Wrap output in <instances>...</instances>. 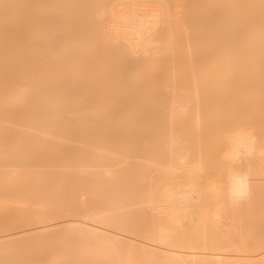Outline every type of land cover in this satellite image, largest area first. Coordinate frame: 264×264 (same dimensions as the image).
<instances>
[{
  "label": "bare ground",
  "instance_id": "1",
  "mask_svg": "<svg viewBox=\"0 0 264 264\" xmlns=\"http://www.w3.org/2000/svg\"><path fill=\"white\" fill-rule=\"evenodd\" d=\"M117 1L113 0L114 5L111 6L109 1H107V0H0V264H252V263L253 264L254 263L263 264L264 262L260 261L261 260L260 257L262 255H264V253H262V251H261V250H263L261 247L259 250L261 251L260 253H262V255H260L259 250H258L256 254L259 256L256 257L257 255H254V257H253V254H255L256 250L254 252L252 251L251 252V253H253L252 258H251V260H249L250 255H247L246 253L249 252L248 254H251L250 253L251 249H249V248H252L253 245L251 246L249 244V242L247 243V239H245L246 241H244V239H240L242 242L244 241L247 246L243 245V248L239 247V246H237V244L239 245V243H242V242L240 240H238V243H237L235 241L236 239H234L236 236L235 237L233 236V238H232L227 233H229L230 231L234 233L235 230H240L239 228L242 226L241 230H244L243 232L247 231L245 233L247 235H249V232H248L249 229L248 228L252 229L254 227L253 226L254 224H252V226H251L250 222L252 220L255 222V220H254L255 218L251 220V217H250V220H251L250 222L249 221H248V223L245 222V224L243 222L245 219L248 220L247 215L250 213L251 207L253 209L252 205H254V207H255V209H253V210H255V211H253L254 212L253 217H255V216L257 217L258 213L261 214V215H259V217L260 216L264 217V213H263L264 211L261 210V208L262 209L264 208L263 205L261 206V203L263 202L262 200H264V198H263L264 193H262L263 196L260 194V192H261L260 189L261 190L264 189V187H263L264 186V172H263V170H264V166H263L264 165L263 164L264 159L261 158L262 164L259 163L260 162L259 158L261 157L260 156L261 150H263V152H264V148L261 146V144L264 143V139H262L263 143H261L262 141L258 142L259 139L261 140V137H257L259 135L258 129H260L258 127L263 126L264 120L258 119L257 117H255L257 115L256 111L258 113V110H257L258 106L256 105V103L258 101L256 103H253L254 102L253 100L252 101L247 100L248 98L253 97L254 95L251 94V96H248L250 94L249 93V94H245L242 96L241 94H243L244 92L242 93L239 90V88H240V89H244L245 91H247V89H245V87L241 84V82H239L242 80L240 78L244 79L245 78L244 74H246L247 72H249L248 74H250V71L252 72V70L254 72L255 71L254 69L256 67L260 66L261 60L262 59L264 60V0H190V1H188V2L192 1L191 2L192 5H190V6L191 7L193 6V9H195L196 11L191 9L192 12L191 13L189 12L190 16H188L191 19L189 18V21H187V19L184 21H187L186 25L188 26V28L192 29L193 31L191 30L192 35L187 36V35H189L190 29H188V33L185 30L187 35H185L186 34L185 33V34H183L185 36H181V37H183V39H186L187 37H189V40L187 39L186 42L189 41L190 45L192 47V46H194V42L196 41V40H194V42L192 41L194 39V37L199 36V34L203 32L199 36L201 38L199 39V37H198L199 44L197 41H196L197 44L195 42V44H196L195 47L196 46L198 47V45H200V44H202V46H203V44L205 42L206 44H205L204 50H205V52L209 53L208 54L209 56L206 55L205 59L207 58L208 60H209V57L211 58V56H210L211 54H213V55L218 54V56H215L219 59V61H218V59H216L217 60L216 63H215L214 59L213 60L211 59L210 61L207 60L209 62L208 64H211L214 66V68H213L211 65H209L210 68H213V70L211 69L212 71L208 68L209 69L208 73H210V72L211 73L207 74V76H208V78H213L212 79L213 81L211 79L207 80L208 82L210 81L208 83V85H207V82L203 81L204 79L201 77L202 74L201 75L199 74L200 71H197L196 70L197 68H195V71H194L195 75H196L195 78H197L196 82L199 81L198 82V85L200 86V87L198 86V89L200 90L199 95L201 96V94L204 93V91L208 88L207 86L213 85V86H216L215 87L216 90H217V88H219L217 91L219 94L221 93L220 97H221L222 101H225V103H226L224 106H222L223 102L221 103L222 105H220L221 101L219 102V99L217 98L218 94H216L215 91L213 93H211L210 90L213 91V89L208 88L209 91L208 90L207 91L210 92L209 95H211L210 97H212L214 99V103H216L215 105L216 106H217V104L219 105L215 109V113L216 112L217 113L215 114L214 112H212V114L217 116V114L222 112L221 106H222V108L223 107L225 108V106L228 105L226 107H228V110H229L228 113H231V114L228 115L229 117H227V118H229V120H231L230 117H234L233 112H235V109L237 110V112H239L240 111L239 108H241V110L244 113L242 111H240L238 113L239 116H237V117H239L238 119H241V117L243 116L241 121L244 123V125H245L244 127H247L250 124L251 129H253V128L255 129V126H256V129L258 130V131L256 130V132H257V136H256V134L254 133L255 131L250 130V128H248L249 126L245 129H242V128L240 129V127H239V129H237L238 127H236V124L239 122V120L236 118H232V119H234V122L233 121H230V122L231 123L237 122V123H235V125L232 126L233 129L230 131V134L229 135L227 134L228 135L227 136L228 144H226V142H224V141H226V139H223L222 143L226 145V149H224L225 146L223 145L224 146L222 149L223 151L220 150L222 152L219 155V159H221L222 157L225 156L224 158L226 159V161H224V160H222V161L219 160V161L222 162L221 166H222V170H224V172L226 170H229V171L225 172V174H226V177L224 176L225 179L221 175V173H224V172L219 171L220 175L222 176V178L225 181V185H224L225 186L224 187L225 196L224 197L229 198V199H227V200H229L227 205L231 206V207L228 206L232 212L230 214L235 215V211L237 209L239 210L241 208L239 211H236V212H240V213L242 212L241 215L243 214V212H246V214L244 213V215H243V216H245V215L246 216H245V218H243L241 216L244 219L243 222H240L242 225L235 226L236 224L237 225L240 224V223H238V220L241 218V217H239L240 215L236 216L237 218L239 217V219H237L234 215L232 216V215L225 214L226 212L221 211V208H220V210L214 211L213 214L210 215L211 213H209V212H211V209H210L211 207H210L209 203H207L209 205V207H208L209 208V212H208L209 214L205 213L206 217H208V215H210V217L208 219L210 220L212 226L218 231L219 237L220 238L223 237L222 240L219 241L220 243H218V244L224 243V245L223 244H221L220 246L218 245L219 247L217 245H214L216 247L208 245L206 242V241H208L206 239V236H205V238L203 236L204 232H203V234L201 233L202 234L201 239L200 238L197 239V237H195V231L194 230H198V232H199V230L202 228L201 226H199L200 227L199 228L197 225H199V223H200L199 221L202 219V217L205 216L204 212H206V211H204V210L207 209V208L203 209L206 206L205 205L206 204V201H205L206 198L205 199L203 198L204 194L200 190V187H198V185H196L197 182H196V184L194 182V179H195L194 173L198 172L200 170L199 166L193 167L192 163L189 162L191 164L188 165V167L192 166L193 168L191 167V169H189L186 165L185 167L188 168V170L181 173L183 175V177H185V179H188L189 183L186 185L188 187L184 188L182 186L183 188L182 187L180 188L176 184H170L169 187L164 188V190H163L164 196H162L163 199L161 201L158 200V203H159L158 206L154 207L155 212L162 215L161 217H163L164 222H162V223L160 222L156 226L150 225L148 230L144 229V231H142V232L138 231V229L136 230L134 228L133 224L127 222L124 218V216H127V213L129 216V214H131V212H133V210H137V208H139V206H141V205L136 204V203L140 202V201L137 202V200H139V198L135 199L136 197H133L134 196L133 193H132V195L129 193L130 186L132 187V189H134V187H135V189H137V186H138V185L134 184L135 183L134 180H131L132 179L131 174H133V173L127 171V172H129V174L130 173L131 174L127 177V180H125L126 181L125 184L126 183L130 184V183H128V181L129 182L131 181V183H132V181H134V183H133L134 187L132 186V184H130V186L125 185L124 180H123L124 174H125L124 173L125 170L123 169V167L128 166L131 163V159L128 158L129 153H125L126 155L123 153L126 156V158L124 157L125 159L123 158L119 161V163H117L119 157H117V156L109 157L110 155L107 154V153H110L112 151H115L114 147H112L113 144L111 145V144L107 143L106 144V145H108L107 147H103L99 142H97V143L94 142V144H92L94 140H93V138L91 139V136H90L91 140L88 139L87 134L90 133L91 131H94V130L96 131V127L94 128L95 124L92 126L93 123L88 121V120H90L89 119L90 116L87 117V119H88L87 120V119L83 118L82 114L83 115H84V113L90 114L89 111L91 112V114H93V113L95 114V112H97V111L87 109L86 112H82V113L81 112H79V113L75 112L74 113V111H78V109H79L78 108L76 110H72L73 113H71L69 111L72 107H73L72 109H75V105L70 104L71 106L72 105L73 106L69 109L68 112H66L67 108L65 109L64 107H67V106H63L64 101L62 100L64 97L62 96V94L60 96L58 94V93H61V91L56 92L54 89H53L54 92L51 91L52 86L53 87L59 86V88H61L60 85L63 86V84H62L63 80L67 75H73L74 76V75H76V73L80 74L81 71H83L81 74H86V73L91 74V72H88V71L91 70L90 67H92V65L95 66V64H97V65H96V67H93V68L98 70L101 67H106L105 61L108 63L111 62L112 66H113L114 63L112 61L115 60L116 64L119 63L118 65H120V66H118L115 64V66L119 67V68H117L114 66V68H116V70L119 69V71H120L121 69L124 68V66H123L124 64H122L123 62L122 63L120 62L122 60V58L120 57L121 60L118 59L117 58L118 56L116 54L115 55L110 54L105 49H104V52L102 51L103 55H101V52L98 54L97 52H99V51H97L96 53H94V52L92 53L93 49H94V51L96 50V44L93 48L94 44L92 43V42H95V41H93L92 38H93V36L95 38L96 35L92 34L91 31H89L88 32L89 35H87V31L84 30L86 32V35H85V33L82 31L83 30L82 28H84L86 26V25L83 26L85 23H87L88 25L90 24V26H92V28L95 27L96 29H98V31L101 32L102 38H104L107 42H111V44H110L111 46L113 44L115 47L117 46L118 49L112 46V48L116 49L113 52L117 53L116 51L120 50V52H122V54L123 53L126 54L125 57H127V58L129 57V62L131 61L130 59H133V62L140 60V66H142V65H144V62H146L145 64H149V63H147V62H149L147 60H150V62H151L154 59L153 63H155V62H160L161 60L163 61L164 59L167 58V56H166V53H167L166 48L167 47L165 46L164 41H166V45L168 46L167 41L172 42L169 39L173 38L172 37L173 30L174 29L178 30V32L175 30L173 32V36L175 38L176 34L179 35V29L181 30L183 27L181 25L182 27L179 26L180 27L179 28L178 26H175V23H172V21L174 22V17L176 18V16H174V15H176V12L178 10L175 11V13L173 12L174 14L170 12L171 9L173 8V6L180 5L177 3V1L181 2V0H177L176 2L173 0L174 5H172L173 3L172 4L170 3L172 0H170L169 2H167L168 0H164V1L163 0H150L148 2H150L151 5L147 4L148 6H145L146 4H142L145 0H143V2H141L142 5L139 2H137L136 0H129L128 4H126L125 0H122V2L120 0H117ZM185 1H187V0H185ZM182 2H183V0H182ZM120 3H122L123 6ZM175 3H176V5H175ZM125 4H126V6H124ZM170 4L172 5V7L169 6ZM184 4H185L184 7H186L187 4H188L187 7L188 8L190 7L189 3L186 4L184 2ZM117 5H121L120 6L121 8L117 7ZM122 7H125V8H122ZM190 8L187 10H190ZM174 9H175V7H174ZM184 9L186 10V8H184ZM198 11H200L201 13L202 12L204 13V15L202 14L203 17H200L201 15H199V14H201V13ZM179 13H180V11H179ZM191 14H193V15H191ZM192 16H193V18H192ZM185 18H186V16H185ZM196 18H198L200 20H197ZM195 23H197V25ZM198 23H199V25H198ZM176 24H177V21H176ZM183 24H185V23L183 22ZM202 25H203V27H202ZM204 25H205V27H204ZM192 26H194V28ZM96 29H95V31H97ZM171 30H172V32H171ZM95 31H94V33H96ZM194 31L197 33H195ZM204 31H205V33H204ZM181 32H183V31H181ZM196 34H197V36H196ZM78 35H80L82 39L84 37H86V38H84L85 40H87V38H88V40H90L91 43H90V41L80 40L81 38H78V37H80ZM90 35H92V36H90ZM190 38H193V39H191V41H190ZM202 38H203V40H201ZM175 39H177V38H175ZM183 39L181 38V40L179 39V41H184ZM195 39H197V38H195ZM94 40H96V38ZM191 42L193 45L191 44ZM174 45L177 48L178 44H174ZM217 45H218V48L215 49L217 47ZM84 46H85V48H84ZM179 46L181 47L179 49L184 48V46H185L184 42H183V44H182V42H179ZM173 47H174L173 44H171L170 47L168 46L167 51L169 48H170L169 49L170 51L167 54L168 58L166 61H169V60L170 61L167 63L164 60L163 64L165 63V65H166V63H167V64H170L169 66H171V63L174 64V62L179 61L177 59L176 55L174 57V59H176V61L173 59V57H169L170 55L171 56L174 55L173 49H172ZM207 47H208V50L206 49ZM185 48H186V46H185ZM182 50H183V52L180 50L181 54H182L181 58L184 59V57L186 56L185 49H182ZM190 50H191V48H190ZM198 50L200 52H202L203 49L200 50V47H199ZM198 50H196V51H198ZM218 50H220V52H218ZM174 52H176V50ZM191 52H192V50H191ZM191 52H189V53H191ZM84 54H85V57H87V59L83 58ZM96 54H98V56H97L98 58H99V56H101L99 58V59H101L100 61L98 58H94L93 56H92L93 59H91V55L95 56ZM175 54H178V53H175ZM192 54H193V52H192ZM201 54H203V53H201ZM193 55H194L193 56V58H194L195 54H193ZM109 56H110V59H112L111 61H107ZM113 56H114V59H113ZM160 56H161V60L158 61V59H160ZM162 57L163 58L165 57V58L162 59ZM232 57H233V59H232ZM115 58H117V59H115ZM169 58H171V59H169ZM179 58H180V55H179ZM186 58H185V60H186ZM193 58H192V60H193ZM245 58H248V59L250 58L249 59L250 61L247 59L246 62H240L239 59H245ZM252 59L255 60L256 62L258 59L259 60L261 59V60H260V62L258 60L257 63L254 61L255 62L254 63V62H251ZM117 60H120V61L117 62ZM194 60H195V58H194ZM194 60H193V62H194ZM229 60H231V61H229ZM96 61H98V63ZM142 61H144V62H142ZM187 61H185L187 63L186 66L189 65V67H190L191 63L189 64V62H187ZM91 62H94V64H91ZM127 62H128V60H127ZM138 62H136V63H138ZM193 62H192L191 66H193V68H194V66L197 67V65H194L196 62L195 63H193ZM227 62L230 64H228ZM124 63H125V61H124ZM160 63H162V62H160ZM219 63H221V64L219 65ZM223 64L225 65L224 67H226V65H227V66H229L228 67L229 69H232V72L229 70L231 73L235 72L237 69L240 70L243 67H246L248 65L249 66L253 65L252 67L254 69L252 67H250L249 69H251V70H249V69L244 70V68H243L242 72L245 71L243 74L244 76L242 75L238 79L239 81L237 80L235 82L234 81L235 78L231 77V76H234L233 74L230 75L229 72L227 73L226 71H224L225 69H222L221 67H219ZM255 64H259V65H256L254 67ZM216 65H218L219 68ZM233 65H235V66H233ZM121 66H123V68H120ZM126 66H127V64H126ZM137 66H135V67L137 68ZM140 66H138V67L140 68ZM150 66L151 65H147V67H150ZM261 66H262V62H261ZM161 67L162 66H160V69H161ZM215 67L217 68V70ZM260 67H258V68L261 70ZM114 68H113V70H115ZM128 68L129 67L127 66V68H125V69L128 70ZM132 68L133 67L129 68L131 72H133V69H134V68L133 69ZM153 68L154 67H152V69H151V67H150L151 70H153ZM228 68H226V70ZM258 68H256V70ZM107 69L109 70L108 67L106 68V70ZM125 69L123 70L124 72H126ZM155 69H157V71H158L159 68H157V66H156ZM162 69H164V67ZM188 69H191V68H188ZM192 69H191V72L194 70V69L193 70ZM143 70H142V72H143ZM148 70H144V72L146 71V73H147ZM246 70H247V72H246ZM260 70L256 71L257 74L254 72V74H256V76H259L258 71L262 72V74H260V76L262 78V75H264V73H263L264 72L263 71L264 65H263V70L262 71H260ZM77 71H80V72L78 73ZM196 71L198 74L196 73ZM213 71H214V73H213ZM99 72H102V70ZM99 72H97V73H99ZM131 72H129V74ZM189 72H190V70H189ZM97 73L93 71V73L90 75V78L93 74L97 75ZM105 73H107V71ZM105 73L103 70V74H101V75L103 76ZM110 73H111V71H110ZM127 73H124V75ZM134 73H136V72H134ZM236 73H237V71L235 72V74ZM116 74H117V72H116ZM121 74H123V72H121ZM148 74L151 75L150 72ZM240 74H242V73L240 72ZM248 74H247V76H249L250 78L247 76L246 77L248 79L247 83L250 87L249 89L254 90L255 94L257 93V96H259V98H261V99L263 98L262 99V101H263L264 95H262L263 93H261V92L264 91V86H263L264 81L262 80L264 77L261 79L262 82H260V77L259 78L257 77V79H259V80L252 77V80L254 79V81H252V82L255 83V85H253V87L255 88V86H259V85L261 86L262 90L260 89V87H258L259 90L255 88L258 91L257 92L255 89H252V86H250L252 84H249L251 82V76H254V75H252V73L250 75H248ZM99 75H100V73H99ZM99 75H97V76H99ZM131 75H133V74H131ZM140 75H141V73H140ZM152 75L159 76V75H156V73L155 74L152 73ZM164 75H165V73H164ZM168 75L169 74H166V76H168ZM211 75H212V77H211ZM126 76L128 77V75H126ZM133 76L138 77L135 74ZM160 76H162V75H160ZM166 76H163V77L168 78V80L171 79L172 83L171 84L168 83L169 86L168 85L167 86L170 88L167 89L168 91H166V92L164 91L165 94H163V96L165 95L164 96L165 100L170 101L171 98H169V96L173 95V98L175 96V94H172V93H173V90H175V87H176L175 82L176 81L174 82L175 77L173 75H172L173 77L172 76L166 77ZM62 77H64V78H62ZM127 77H124L123 81L124 82L126 81L130 84L131 82L128 81V80H131L130 75L128 77V80L127 79L124 80ZM144 77L145 76H143V78ZM163 77L160 78V80L163 79ZM198 77L199 78L201 77V78L199 79ZM226 77H227V80H229V81L225 80ZM104 78H105V75H104ZM146 78H147V76H146ZM149 78H150V76H149ZM66 79H67L66 80L67 85L66 84H65L66 86L64 85L65 89L68 87L67 88L68 93L69 92L71 93L70 87L73 84L78 85L75 83V81H77V79L72 78V77L66 78ZM106 80H108V79H106ZM140 80H141V77L139 76L138 83ZM200 80H201V82H200ZM249 80H250V82H249ZM133 81L135 82V80H133ZM88 82H89L88 83L89 86H91L92 84L94 86H96V88H98V86H99L98 85L99 84L98 79H97V81L96 80H94V81L90 80ZM90 82H93V83H90ZM106 82H108V81H106ZM119 82H118V80H114V78H113V80L109 81L108 85L117 84V83L121 84V81H119ZM219 82H221V83H219ZM238 82H239V84H238ZM257 82H259L258 83L259 85H257ZM128 83H125V84H128ZM147 83L149 84V82H147ZM205 83H206V85H205ZM214 83L216 85H214ZM225 83H227V84H225ZM101 84H102V82H101ZM222 84H223V86H221ZM68 85H70V87ZM80 85H82V84H80ZM80 85H78V86H80ZM202 85H204V86L201 87ZM231 85H234V86H231ZM236 85L237 86L239 85L238 86L239 88H236L237 87ZM240 85H242L243 88H241ZM48 86H50V87H48ZM117 86H121V85H117ZM165 86L166 85H164V88H165ZM218 86H220V87H218ZM105 87H107V86H105ZM105 87L102 89H109V87H107V88H105ZM113 87H116V86H112V88L111 87L110 88L112 90H114ZM171 87L173 89H171ZM204 87H207V88L204 89ZM227 87H229L231 89H229ZM46 88L49 92H47ZM69 88H70V90H69ZM81 88H82V86H81ZM81 88L80 87L77 88V86H76L74 88L75 90L72 88V91L74 92V91H76V89L80 90ZM118 88H117V93L118 92L122 93V90L118 91ZM133 88H135V87H133ZM133 88H131V91H132V94L130 92L131 96L128 94L129 100H131V101H132V95L135 97L137 95V93L135 92V90ZM122 89H126V88L122 87ZM139 89H141V88L139 87L138 90ZM237 89L241 94L238 92H235ZM126 90L124 91L125 94L130 91L129 89H128V92ZM163 90H165V89H163ZM31 91H33V93H30ZM44 91H46L47 93ZM87 91L92 92V90H87ZM115 91L116 90H114V92ZM141 91H142V89H141ZM169 91L171 92V94ZM207 91H205V92H207ZM220 91H223V92H220ZM226 92L229 94L225 95ZM259 92H260L261 97L259 95ZM121 93H120V95H121ZM133 93L136 95H134ZM145 93H147V92H145ZM166 93H168L170 95H168V94L166 95ZM245 93H247V92H245ZM31 94H32V101H31ZM44 94L46 96H44ZM50 94H57V96H59L60 98H55L56 96H54V99L57 101H59V99H61L62 102L60 100V102L55 103V101H53L54 99L49 98V97H51ZM88 94H89V92H88ZM98 94H100V93H98ZM125 94L122 93L123 96ZM150 94H151V92H150ZM152 94L153 95H151L152 96L151 99H154L153 96H155V94L154 93H152ZM231 94L234 96V98ZM234 94H236V95H234ZM90 95H92V94H90ZM111 95L109 94L108 96H111ZM237 95H239V96L241 95L240 98ZM93 96H95V94ZM117 96H118V94H117ZM141 96H142V94H141ZM166 96L168 99L166 98ZM202 96H203V94H202ZM205 96H206V94H205ZM214 96L217 99L214 98ZM235 97H238V100H236ZM44 98L50 99V102L53 101L54 103H51L52 104L51 105L50 102L47 100L50 104L49 105L48 102L45 103ZM69 98H71V97H69ZM97 98H98V96H97ZM115 98H117V97L114 96V99ZM155 98H156V96H155ZM106 99H107V97H106ZM149 99H150V96H149ZM164 99H163V101H165ZM208 99H209V97H208ZM225 99L226 100L229 99L228 102H226ZM92 100L90 99L89 101H92ZM96 100H97L96 102H98V99H96ZM116 100H115V103H116ZM201 100L203 101V97ZM217 100H218V102H215ZM233 100H235L237 102V106H238V104L240 105V103L241 104L244 103L246 105V107L244 105H242V106H239V108H237V106L235 105L236 102ZM242 100H244V101H242ZM93 101L95 102V100H93ZM229 101H231V103ZM232 101L235 102V104H232L233 103ZM70 102H72V101H70ZM79 102L81 105L84 104L82 100H80ZM117 102H119V101H117ZM121 102H122V100H121ZM149 102L150 101L147 100V104ZM249 102L251 103V106L249 105L250 104ZM31 103H32V106H31ZM59 103L62 104L61 106L63 108L61 106L59 108V106H58ZM98 103H96V104L98 105ZM122 103H124V102H122ZM154 103L155 102L153 100V104ZM208 103H210V102H208ZM228 103H230V104H228ZM46 104H48L50 106L51 111H52V107L55 108L57 106H58L57 109L59 110V112H61V110H63V111L65 110L63 113H66V114L68 113L67 116L69 117V119H74V117H75L77 119L76 122L73 120L71 121L68 118H67L68 120H61L60 118H62L63 113L59 114L57 112V110H55V112L45 113L44 109H45ZM66 104H67V102H66ZM109 104H111V103L109 102ZM116 104H119V103H116ZM67 105H69V104H67ZM76 105H78V103ZM106 105H108V104H106ZM234 105L236 107H234ZM83 106L84 105H82L80 108H82L84 110ZM170 106H171V108L175 107L174 105L173 106L170 105ZM253 106L255 108H253ZM31 107H33V108H31ZM155 107H159V105L158 106L155 105ZM87 108H89V107H87ZM104 108H105V106H104ZM149 108H150V106H149ZM162 108H163V106H162ZM232 108L234 110H232ZM245 108L247 110L249 109L250 112L249 111L247 112L245 110ZM251 108H253V111H255V113L251 110ZM82 109H80L79 111H83ZM89 109H91V107ZM117 109H118V106H117ZM123 109H124V107H123ZM126 109H127V105H126ZM151 109H154V107L152 106ZM159 109H161V108H159ZM217 109L220 110V112ZM238 109H239V111H238ZM163 110L164 109L161 110L162 115L164 112ZM167 110L169 112L170 108ZM174 110L175 109L173 108V111ZM152 111L155 112L154 110H152ZM251 111H252V113H251ZM121 112H122V114H125V113H123L122 110H121ZM170 112H171V110H170ZM224 112H222V113H224ZM241 112H242V115H240ZM156 113H159V115H161L160 111H158ZM173 114L174 113H172V112L169 113V115H170L169 119L170 120H172L171 117ZM184 114H181V115H184ZM226 114H227V111H226ZM243 114H245V116L247 114L248 116L245 117ZM251 114L255 115L254 117L257 119L255 120V118L251 117ZM260 114H262V113L261 112L259 113V118L264 116V115L260 116ZM54 115L56 117H57V115L61 116L59 118L60 120H56V117L54 118ZM231 115H233V116H231ZM45 116H48V117L52 116L55 119V121H52V120L45 121L46 119L45 120L43 119ZM78 116H81V117H78ZM101 116L102 115L98 116V118H96V119H98V120H100L101 118L103 119L104 116L103 117H101ZM105 116L110 117V116H114V114L113 115L107 114ZM210 116H212V115H210ZM222 116H223V114H222ZM195 117H198V115L195 114ZM92 118H95V117H92ZM243 118H245V121ZM246 118H248V120H246ZM84 119L88 122L83 121ZM104 120L105 119H103V121ZM123 120H125V119H123ZM128 120L126 119V123L128 122ZM138 120H140V119H138ZM138 120H135L136 123H138L137 122ZM141 120H143V118ZM141 120H140V122H141ZM211 120H213L212 117L209 120L210 124H212ZM229 120H227V121H229ZM112 121L114 122V120H112ZM115 121L117 123L118 120H115ZM120 121H122V120H120ZM130 121H131V119H130ZM217 121H218L217 117L216 118L214 117V123L213 124L215 125V128H217V126H218L215 124V122L219 123V121L218 122ZM247 121H249V122H247ZM251 121H253L252 124L250 123ZM254 121L256 124L254 123ZM110 122H111V120H110ZM132 122H133V120H132ZM142 122H141V124L144 123V122L143 123ZM151 122H150L152 124L151 126L153 127L152 129L158 128V126L154 127L156 125H153V121H151ZM230 122H229V127H230ZM245 122H247V125ZM261 122H263V123L261 124ZM124 123H125V121H124ZM199 123H200L199 119L197 118L195 121V124L197 127H198ZM99 124H100V122H99ZM104 124H105V122H104ZM109 124H111V123H109ZM117 124H115V122H114L113 125L117 126ZM144 124H143V126H144ZM207 124H205V125H207ZM240 124L241 123H239V126L242 127V125H240ZM122 125H120V126H122ZM133 125L134 124L130 125V127ZM237 126H238V124H237ZM111 127L113 129H115V127H113V126H111ZM139 127L140 126H138V128H137V125L134 126L136 131L139 130L143 134L144 128L142 127V125H141V129L143 128L142 130ZM144 127H147V129L149 128V126H147V125ZM219 127H220V125H219ZM219 127H218V131H216V132L222 134V132L220 131L221 129H219ZM232 127H230V128H232ZM104 128H105L104 125H103V128L100 125L98 128V132H101V131L104 132L105 131V133L107 134V132H106V130H104ZM119 128L120 127L116 128V129H119ZM134 128H132V129H134ZM262 128H264V127H262ZM121 129L122 128H120L119 131ZM124 130H125V128H124ZM202 130H203V128H202ZM208 130L210 132V129H208ZM123 131L121 133H123ZM129 131H130V129H129ZM145 131L148 132L149 129L145 130ZM166 131H168V130L166 129ZM263 131H264V129H263ZM86 132H88V133L84 135V133H86ZM147 132H145L144 134H146ZM209 132H208V134H209ZM77 133L80 136L77 137L76 136ZM202 133H203V131H202ZM131 134H132V132H131ZM144 134H143V136H145ZM214 134H215V132H214ZM101 135H102V137H101ZM122 135H123V137H125L124 135H128V138H129L130 134L127 133V134H122ZM122 135H121V138H122ZM139 135H141V134H139ZM204 135H205V132H204ZM216 135L217 134L214 135L215 138H216ZM214 136H213V138H214ZM217 136H219V134ZM222 136H223V134H222ZM105 137H107V136L106 135L103 136V134H100V136H96L95 138L102 140V138H105ZM108 138H110V137H108ZM125 138L127 139V136ZM148 138H150V137H148ZM105 139L107 140V138H105ZM134 139H132L131 141H134ZM142 139H139V142ZM30 140H31V142H30ZM34 140H35V142H34ZM86 140H89V143ZM150 140L152 142V139H150ZM155 140L157 141V139H155ZM109 141H107V142H109ZM112 141L114 142V139H111V142ZM135 141H137V140H135ZM217 141H219V140L217 139ZM217 141H215V142H217ZM134 142H133V144H135ZM259 143H261V144L258 145ZM47 144H51L52 148L49 149V146L44 147ZM91 144H92V146H91ZM169 144H170L169 149L165 148V146L163 147V149L164 148L167 149V152H165L166 157H167V158L166 157L165 158L167 160H170L169 157L171 155V151L170 152H168V151L172 150L173 145H174L171 141ZM88 145H90V146H88ZM124 145H122V149L118 148L119 152H123L122 150L124 149ZM162 145L163 144H161L160 146L162 147ZM70 146L71 147L76 146L78 149V150L75 149L77 153H78V151L80 152L79 149H81V151L84 153L85 150L83 151L82 148L85 149V147H90L92 149L88 148V150L90 152H92L91 154L94 155L93 156L94 158L90 157V158H92V161L90 159H88V155L89 156H92V155L89 154L90 152L87 150V148H86V150L88 153L86 152V154H88V155L85 156V154H83L84 155L83 158H87L86 160L88 162L81 160L79 158V156L76 154H70V153L65 152L64 148L70 147ZM125 146H127V145H125ZM138 146H141V145L139 144ZM41 147H43L44 150ZM37 148L39 150H37ZM45 148H48V149H46V151H45ZM144 148H148V146L147 147L145 146ZM101 149H104L106 151L103 153V151H101ZM165 149H164V151H165ZM224 150H227V151L225 152ZM41 151H43V152H41ZM99 151H101V153ZM82 152H81V154H82ZM98 152H99V154H97ZM102 153L106 154L107 156L109 155L108 157L110 158L111 161H114V164H113V162H111L110 160L105 158V156ZM154 153L156 154V152H154ZM154 153H152V154L156 157L157 154L155 155ZM165 153H164V156H165ZM181 153L184 154L185 152L184 153L181 152ZM222 153L224 154L223 156H222ZM81 154H79V155H81ZM112 154H113V152H112ZM95 155L101 156L100 159H99V157L98 158L96 157L98 160H100V162L94 161V160H96ZM145 155H147V154H145ZM176 155H177V153H176ZM149 156H152V155L149 154ZM115 157H117V158H115ZM188 157L189 156L187 155V158ZM102 158H105V160L109 161L110 163H108L107 161L103 162L104 160L102 161L101 160ZM113 158H115V159L112 160ZM146 158L148 159L149 157H146ZM152 158H154V157H152ZM157 158H159V157H157ZM166 159L164 161L163 159L160 158L159 163L162 160H163V162H167ZM183 159H179V160H181L180 163H182ZM227 159L237 161L236 163L239 162L238 166L239 165L240 166L235 167V166H237L236 163H234V162L232 163V161H231L230 164L232 163V166L234 167L232 169L229 166V164L227 163V162H229ZM255 159H257V160L254 161ZM149 160H152V159L150 158ZM156 160H158V159L154 158L152 161H155V163H156V162H158ZM253 161L255 162V164ZM137 162H135L136 163L135 167H137V168L140 166V165H138L139 163L141 165L143 164L141 162H138V163ZM224 162L228 164V165L225 164L226 167L223 164ZM144 163H145V161H144ZM147 163H148V165H150L154 162H152V163L147 162ZM186 163H187V160H186ZM258 163H259V165H257ZM154 165H156V164H154ZM193 165H195V164H193ZM255 165H257L258 167H256ZM157 166L159 167L160 165L157 164ZM261 166H263V169L261 168V170H258V169H260ZM135 167L133 166V168H135ZM160 167H161L160 170L163 173L167 174L166 178L168 180H175L179 177H182L181 174H179V173H178L179 175L176 174V172L178 170H175L170 164H167V165L161 164ZM133 168H131V170ZM139 168L141 169V167H139ZM180 168H182V167H180ZM180 168H179V172H181ZM225 168H227V169L225 170ZM202 170H200L201 173H203ZM205 170L206 169H204V171ZM127 172H126V174H127ZM143 172H145V171H143ZM146 172H147V170H146ZM151 172H153V170ZM157 172H159V171H157ZM260 172L262 173L263 176H260L261 175ZM207 173L208 172H206V175H208ZM210 173H212V172H209V176H210ZM215 173H217V172H215ZM215 173H212L211 176H213V174H215ZM257 173H259V174H257ZM143 174L146 176L147 173H142V174L140 173L141 176H144ZM166 174L164 176H166ZM203 174H205V173H203ZM127 175H125V176H127ZM139 176L138 177L135 176V178L138 179ZM209 176H203L202 178H204V177L209 178ZM215 177H217V176L215 175ZM150 178H149V180H150ZM154 178L155 177H153V179ZM158 179H160V178H158ZM210 179H212V178H210ZM223 179H219V177H218L217 180L222 182ZM205 180H207V179H205ZM151 181H152V179H151ZM210 181L212 182V180H210ZM159 182H161V180ZM184 182H185V180H184ZM207 182H208V180L206 181V183ZM253 183H255V184L261 183V185H259L261 187L254 186L255 184H253ZM150 184H151V182H150ZM208 184H210V183H208ZM155 185L157 187V183L156 184L154 183L150 186H152L153 188H156ZM124 186H126L128 188V190L124 189ZM150 186H149V188H150ZM252 186L254 187L255 190L252 189ZM119 187H121L122 190L119 189ZM159 187H163V184H162V186H159ZM209 187H211V186H209ZM256 187H259L260 189L257 188V190H256ZM153 188H151V189H153ZM213 188H212V190H214ZM151 189H150V191H152ZM106 190H108V191H106ZM137 190L140 191V189H137ZM160 190H162V188ZM160 190H159V193H160ZM221 190H223V189L221 188ZM101 191H106L105 192L106 194L103 192L104 196L100 195ZM119 191H120V193H119ZM155 191H157V190H155ZM108 192H109V194H107ZM122 193H124V194L126 193L127 196H125ZM135 193H136V191H135ZM215 193H216V191H215ZM253 193H254L255 197L261 196V198H260V200L262 199L261 203H257V205H256L255 204L256 202L254 199H252V201L251 200L249 201L252 204V202L254 200L252 205L248 202V199H250L249 196L253 195ZM139 195L140 194L137 193L136 196H139ZM160 195H162V194L160 193ZM92 196H94V197H92ZM99 196L101 197V199L105 197L104 198L105 200L102 199V201H104V202L99 200L100 199ZM107 196H108V200H106ZM128 196H131L132 199L134 198V200L136 202H133L131 198H130L131 200L128 199ZM214 196H216V195H214ZM254 196H252V197H254ZM139 197H141V196H139ZM150 197H152V196H150ZM160 198H161V196H160ZM218 198L219 197H217L216 199L218 200ZM89 199L94 200V201H92L93 204L90 202L91 200H89ZM98 200L101 201L100 204H99ZM129 200L131 202H133L134 204L130 205L128 203ZM140 200H142V198H140ZM96 201L98 202L99 206L102 204L101 207L96 206V203H95ZM156 202H157V200H156ZM217 202H218V204L219 203L223 204V201H222V203L219 201H217ZM94 203H95V205H94ZM153 203H155V202H153ZM153 203H151V204H153ZM107 204H109V205H107ZM244 204H246V206ZM135 205H138V206H135ZM224 205H223V207H224ZM235 205H237L236 207H238V208H236ZM248 205H250V208ZM128 206L129 207L132 206V208H128ZM257 206L259 208H257ZM126 207L128 208V210ZM226 209H227V206H226ZM226 209H225V211H226ZM125 210H127L128 212ZM230 210H229V212H230ZM145 211H149V210L146 209ZM229 212L227 211V213H229ZM193 215L196 216L195 218L197 219V221L194 224H193V220L190 221L191 223H189V230L184 229L182 227L185 223L184 221H186L188 219H194L195 220V218H193ZM261 218L262 217H260V219ZM236 219H237V221H236ZM204 220L207 221L206 218ZM241 220L242 219H240V221ZM256 220H258V219H256ZM262 220L263 219H261V222H262ZM201 221H203V220H201ZM205 221H204V223H205ZM235 221L237 223H235ZM263 222H264V220H263ZM206 223H208V221ZM247 224H249V226H247ZM259 224H261V223H259ZM263 224H262V226H264ZM204 225L205 224H203V226ZM243 225L247 226L248 230H246V227ZM196 227H198L199 229H196ZM205 227L210 228L209 226H206V225H205ZM236 227H237V229H235ZM191 231H192V233L194 232L193 234H194V238L196 239V241H195V239L192 238L193 236L191 234L187 233V232L191 233ZM198 232L196 231V236L199 237L200 235H198V234L200 232L199 233ZM205 232H206V230H205ZM253 232H251V234ZM259 233H261V232L259 231ZM234 234H236V233H234ZM246 234H245V236H246ZM257 234H258V232H257ZM182 235L185 236L187 239L185 240V238L182 237ZM187 235H191L192 237L191 236L190 237L192 239L189 240L190 237ZM211 235L212 234H210L209 236H211ZM231 235H232V233H231ZM250 235H249V237H250ZM214 236H215V234H214ZM241 236H243V235L241 234ZM226 237H227V239H226ZM203 238L206 239V241ZM207 238H208V235H207ZM178 239H179V241L182 240L181 243L179 242L180 244H182V243H184V244L178 245V242H177ZM187 240H189V242ZM191 240H194L195 242H197V241L199 242V240H200V242H202L203 244L205 243V244H204V246L198 245L197 244L198 242L195 244V242L191 241ZM201 240H204L205 242H203ZM233 240L235 242H233ZM251 240H253V239H251ZM191 242H192V244H190ZM193 242H194V244H193ZM226 242H228V243L225 244ZM253 243H254V241H252L251 244H253ZM256 243H257V246L254 243L255 244L254 248H258L259 247L258 245H261V242L259 240ZM199 244H201V243H199ZM205 245H206V247H205ZM207 246H210L213 248H210ZM244 248H245V251H244ZM246 249H249L250 251H248ZM248 256H249V258H248ZM257 258H259L260 260H258ZM261 258H262V261H264V259H263L264 256H262ZM254 259H257L258 261L254 260Z\"/></svg>",
  "mask_w": 264,
  "mask_h": 264
},
{
  "label": "rangeland",
  "instance_id": "2",
  "mask_svg": "<svg viewBox=\"0 0 264 264\" xmlns=\"http://www.w3.org/2000/svg\"><path fill=\"white\" fill-rule=\"evenodd\" d=\"M107 1H109V3L111 4V6H113L114 5V2H113V0H107ZM114 1H117V0H114ZM121 2H122V0H120ZM137 2H139L140 4H141V2H143V0H136ZM148 1H150V0H145L142 4H146L145 6H148L147 4H150L151 5V3L150 2H148ZM164 1V0H163ZM170 0H168L167 2H169ZM175 2L177 1V0H174ZM188 1H190V0H187V1H185V0H183V2H182V0H181V2L179 3L178 1H177V3L178 4H180V5H176V3H175V5L177 6H173V8L171 9V13H175V11H177L176 12V15H174V16H176V18L174 17V22L172 21V23H175V26H181L182 27V29L180 30L179 29V35H177L176 34V36H175V38H177V39H175L174 38V36H173V32H174V30L175 31H177L178 32V30L177 29H174L173 30V32H172V30H171V32H172V37L173 38H171V39H169V40H171L172 42H169V41H167L168 42V46L170 47L171 46V44H173V56H171L170 54V56L169 57H173V59H174V57H175V55H176V57H177V59L179 60V61H177V62H174V64H172L171 62V66H169L170 64H167L169 61H166L167 60V58H168V53H169V49H168V51H167V48H168V46L166 45V41H164V44H165V46L167 47L166 48V56H167V58L166 59H164L163 57H162V59H164L167 63H166V65H165V63L163 64V62H164V60L162 61L161 60V56H160V59H158V61H160V62H162V63H160V62H155V63H153V61H154V59L150 62V60H147V61H149V62H147V63H149V64H145L146 62H144V61H142V62H144V65H142V66H140V60H137V61H135V62H133V59H130L131 61L129 62V57L127 58V57H125L126 56V54H122V52H120V50H117L116 52L117 53H115V52H113V51H115L116 49L115 48H117V46L115 47L114 46V44L112 45L113 47H115V48H112V46L110 45L111 44V42H107L104 38H102V35H101V32L100 31H98V29H96L95 27H93L92 28V26H90V24L88 25L87 23H85L83 26H85L84 28H82L83 30V32L85 33V35H86V32L84 31V30H86L87 31V35H89V31H91L92 32V34H94V35H96V40H94L95 38H94V36H93V41H95V42H92L94 45H93V48H94V46H95V44H96V50L94 51V49H93V51H92V53L94 52V53H96L97 51H99V52H97L98 54L101 52V55H103V52H104V49L105 50H107V52L108 53H110V54H113V55H117L118 57V59H120L121 60V58H122V60L120 61V60H117V62L118 61H120L122 64H124L123 66H124V68H123V66H121L120 68H123V69H121L120 71H119V69H117L116 70V68H114V66H115V64H116V62H115V60L114 61H112L114 64H113V66H112V63L111 62H106L105 61V63H106V67H101L100 69H95V68H93V67H96V65L97 64H95V66H93L92 65V67H90V69L91 70H87L88 72H91V74L93 73V71L94 72H99V71H101L102 70V72H99L100 73V75L101 74H103V70H104V73L107 71V73H105L104 75H105V78H104V75L102 76H100L99 75V73H97V75H99V76H97L96 74H93L92 76H91V78H90V73H86V74H81L83 71H77L78 73L80 72V74H77L76 73V75H65L66 77L64 78V77H62V78H64V80H63V86L62 85H60V87L61 88H59V86H56V87H53L52 86V89H51V91L52 92H54V90L56 91V92H60L61 91V93H58L59 94V96L62 94V96L64 97L62 100L64 101V103H63V106H67V107H64L65 109L67 108V111L66 112H68L69 111V109L73 106V105H75V109H70V111L69 112H71V113H73L72 112V110H76V109H78V111H74V113L76 112V113H79V112H86L87 111V109L88 110H94V111H97V112H95V114L93 113V114H91V112L89 111V113L90 114H88V113H84V115L82 114V116H83V118H85V119H87V117H89L90 116V120H88V121H90L91 123H93L92 124V126L95 124V126H94V128L96 127V131L94 130V131H91L90 133H88V132H86V133H84V135L85 134H87V136H88V139H90V136H91V139L93 138V143L92 144H94V142L95 143H97V142H99L103 147H107L108 145H106L107 143L108 144H113V146L112 147H114V150L115 151H112L113 152V154H112V152H110V153H107V154H109L108 156L109 157H112V156H117V157H119V159H118V162L117 163H119V161L121 160V159H123L124 157L126 158V154L125 153H129L128 155H129V157L128 158H130L131 159V163L128 165V166H125V167H123V169L125 170V174H124V178H123V180H124V184H125V180H127V177L131 174H129V172H132L133 174H131L132 175V179L131 180H134L135 181V183H134V181H132V183H131V181L129 182L128 181V183H130V184H132V186L134 187V185H133V183L134 184H136V185H138L137 186V189H140V191H138L137 189H135V187H134V189H132V187L130 186V184H125V185H129L130 186V188H129V193L132 195V193H133V197H136L135 199H138L139 198V200H137V202L138 201H140V202H138V203H136V204H138V205H141V206H139V208H137V210H133V212H131V214H129V216H128V213H127V216H124V218H125V220L127 221V222H129V223H131V224H133V226H134V228L137 230L138 229V231H140V232H142V231H144V229L145 230H148L149 229V227H150V225L152 226H156L158 223H162V222H164L163 221V217H161L162 215H160L159 213H157V212H155V210H154V207H156V206H158V200H162L163 199V197L162 196H164L163 194H164V188H166V187H169L170 186V184H176V185H178L180 188L183 186L184 188H186V187H188V186H186L189 182H188V179H185V177H183V175L181 174V173H183L184 171H186V170H188V168L189 169H191V167L193 166V167H195V166H199L200 167V170H202V172L203 173H205V174H203V173H201L200 172V170L198 171V172H195L194 173V176H195V179H194V182H195V184H196V182H197V184L196 185H198V187H200V190L202 191V193L204 194V196H203V198L205 199L206 198V206H205V208H203V209H206V210H204V211H206V212H204V214L205 213H208L209 212V205H210V209H211V212H209V213H211L210 215H212L213 214V212L214 211H216V210H220V208H221V211H223V212H226L225 214H228V215H234V214H230V213H232L231 212V210H230V208L229 207H231V206H229V205H227V203H228V201L229 200H227V199H229V198H226V197H224L225 196V189H224V185H225V181H224V179H225V177H226V174H225V172L226 171H229V170H226L227 168H225V172H224V170H222V166H221V164H222V162H220L219 160H224V161H226V159L224 158V157H222L221 159H219V155L221 154V152L223 151L222 149H223V147L225 146V148L224 149H226V145L225 144H223L222 142H223V139H226V141H224V142H226V144H228V139H227V136L230 134V131L233 129V125H235V123H237V122H235V123H233L234 122V119H232V118H236V119H238L239 117H237V116H239L238 115V113L240 112V111H242L241 110V108H239V106H242V105H244L245 107H246V105L244 104V103H240V105L238 104V106H237V102L235 101V100H233V101H235L236 102V104H235V102H233L232 104H235L236 106H237V108H239L240 109V111H239V109H238V111L239 112H237V110L235 109V112H233V115H234V117H230V119L231 120H229V118H227V117H229L228 115H230L231 113H228V107H226V106H228V105H226L225 106V108L223 107L222 108V106H224L226 103H225V101H222V99H221V97H220V94L218 93V89L219 88H217V90L215 89V87L216 86H213V85H211V86H207L208 88H211V89H213V91H211L210 90V92L211 93H213L214 91H215V93L216 94H218V96H217V98L219 99V102H220V105H222L221 106V111L222 112H224L225 110L227 111V114H226V111L224 112V113H219L220 112V110H218L219 112V114H217V116L216 115H213L212 114V112H214L215 113V109L217 108V106H219L218 104H217V106L215 105L216 103H214V99L212 98V97H210L211 95H209V93L210 92H208L209 91V89L207 88V87H204V89H206L205 91H207V92H205L204 91V93L206 94V96H205V94L204 93H202L203 94V96H202V94H201V96L199 95V89H198V82L199 81H197L196 82V79L197 78H195L196 77V75H195V68H197L196 70L197 71H200L199 72V74L201 75L202 74V78L204 79L203 81H205V82H207V85H208V83L210 82H208L207 80H212L213 78H208V76H207V74H210V73H208V71H209V69L211 70H213V68H214V66L213 65H211V64H208L209 62L208 61H210L211 59L213 60L214 59V61H215V63H216V59H218L217 57H215V56H218V54H216V55H213V54H211L210 56H211V58L209 57V60L206 58L205 59V57H206V55H208L209 53H207V52H205V50H204V48H205V42H204V44H203V46H202V44H200V45H198V47L196 46L195 47V45L197 44V42L199 41L198 40V37L200 36V34H202V33H200L199 34V36H197V34H196V36L197 37H194V39L193 38H190V41H191V39H193L192 41L194 42V40H196L195 42H196V44H195V42H194V46H192L191 47V45H190V42L189 41H187L186 42V40L188 39L189 40V37H187L186 39H183V37H181V36H185V35H187V33H188V29H190V28H188V26L186 25V22L187 21H189V18L190 17H188V16H190V13L192 12V10H195V9H193V6L191 7L190 5H192L191 4V2H188ZM118 2V1H117ZM116 2V3H117ZM125 2H126V4H128V2H129V0H125ZM146 2V3H145ZM184 2L187 4V3H189V6L191 7H189L190 8V10H187V9H189L188 7H187V5H186V7H184ZM172 5H174V2H173V0L170 2ZM120 4H122V3H120ZM126 4L124 5V6H126ZM141 4V5H142ZM169 4V3H168ZM169 5V6H171L172 7V5ZM182 4V5H181ZM149 5V6H150ZM121 5H117V7H119V8H121L120 7ZM122 6H123V4H122ZM180 6V7H179ZM182 6V7H181ZM174 7H175V9H174ZM122 8H125V7H122ZM180 8V9H179ZM184 8H186V10L184 9ZM174 9V10H173ZM192 9V10H191ZM184 10V11H183ZM179 11H180V13H179ZM196 11V10H195ZM202 11V10H201ZM187 12V13H186ZM190 12V13H189ZM198 12H200V11H198ZM87 13V12H86ZM170 13V14H171ZM173 13V14H174ZM183 13V14H182ZM186 13V14H185ZM194 13V12H193ZM201 13V12H200ZM172 14V15H173ZM182 14V15H181ZM204 15V13L202 12L201 14H199V15H201L200 17H203V15ZM191 15H193V14H191ZM185 16H186V18H185ZM199 17V18H200ZM192 18H193V16H192ZM176 19V20H175ZM180 19V20H179ZM187 19V21H184V20H186ZM191 19V18H190ZM197 20H200V19H198V18H196ZM179 20V21H178ZM204 20V19H203ZM176 21H177V24H176ZM193 21V20H192ZM181 22V23H180ZM183 22L185 23V24H183ZM201 22V21H200ZM180 23V24H179ZM194 23V22H193ZM204 23V22H203ZM179 24V25H178ZM188 24V23H187ZM191 24V23H190ZM196 25H197V23H195ZM88 25V26H87ZM192 25V24H191ZM190 25V26H191ZM198 25H199V23H198ZM82 26V27H83ZM172 26V25H171ZM174 27V26H173ZM185 27V28H184ZM187 27V28H186ZM193 28H194V26H192ZM201 27V26H200ZM202 27H203V25H202ZM201 27V28H202ZM204 27H205V25H204ZM180 28V27H179ZM94 29V30H93ZM95 29L97 30V31H95ZM187 31V33H186V31ZM192 29H190V32H189V35H187V36H190V35H192V31H191ZM195 30V29H194ZM201 30V29H200ZM94 31L96 32V33H94ZM181 31H183V32H181ZM199 31V30H198ZM90 32V33H91ZM195 32V31H194ZM193 32V33H194ZM186 33V34H185ZM195 33H197V32H195ZM204 33H205V31H204ZM183 34H185V35H183ZM175 35V34H174ZM78 36H80V35H78ZM90 36H92V35H90ZM88 37V36H87ZM78 38H81V36L80 37H78ZM84 38H86V37H84ZM80 39V40H84V41H90V40H88V38H87V40H85V39ZM90 38V37H89ZM181 38L184 40V41H179V39L181 40ZM185 38V37H184ZM195 38H197V39H195ZM201 37H199V39H200ZM176 41H175V40ZM168 40V39H167ZM201 40H203V38L201 39ZM97 41V42H96ZM99 41V42H98ZM179 42H182V44H183V42H184V45L186 46V48H185V46H184V48H182V49H185V54H186V56L184 57V59L183 58H181V51L183 52V50L182 49H179V48H181L180 46H179ZM90 43H91V41H90ZM174 44H178V46H177V48L175 47V45ZM191 44H192V42H191ZM198 44H199V42H198ZM102 47H101V46ZM109 45V46H108ZM190 45V46H189ZM193 45V44H192ZM216 45V44H215ZM89 46V45H88ZM99 46V47H98ZM182 46V45H181ZM208 46V45H207ZM214 46V45H213ZM104 47V48H103ZM191 48V50H192V52H193V54H195V60H194V58H193V54H192V52H191V50H190V48ZM195 47V48H194ZM200 47V50H202V52H200L199 50H198V48ZM203 47V48H202ZM84 48H85V46H84ZM102 48V49H101ZM110 48V49H109ZM193 48V49H192ZM218 48V45H217V47L215 48V49H217ZM118 49V48H117ZM176 50V52H174L175 50ZM189 49V50H188ZM195 49V50H194ZM207 50H208V47L206 48ZM220 49V48H219ZM101 50V51H100ZM181 50V51H180ZM196 50H198V51H196ZM103 51V52H102ZM110 51V52H109ZM119 51V52H118ZM180 51V52H179ZM212 51V50H211ZM217 51V50H216ZM172 52V51H171ZM189 52H191V53H188ZM218 52H220V50H218ZM91 53V54H92ZM107 53V54H108ZM165 53V52H164ZM175 53H178V54H175ZM180 53V54H179ZM197 53V54H196ZM201 53H203V54H201ZM211 53V52H210ZM98 54H96L95 56L94 55H91V59H93L92 58V56L94 57V58H98L97 56H98ZM123 55V56H122ZM179 55H180V58H179ZM189 57H188V56ZM205 55V56H204ZM111 56V55H110ZM110 56H109V58H108V60L107 61H111L112 59H110ZM184 56V55H183ZM209 56V55H208ZM207 56V57H208ZM83 57V56H82ZM101 56H99V58H100ZM116 57V56H115ZM121 57V58H120ZM187 57V58H186ZM83 58H86L87 59V57H85V54H84V57ZM98 58V59H99ZM117 58H115V59H117ZM125 58V59H124ZM185 58H186V60H185ZM190 58V59H189ZM192 58H193V60H194V62H193V60H192ZM90 59V60H91ZM97 59V60H98ZM110 59V60H109ZM113 59H114V56H113ZM169 59H171V58H169ZM183 59V60H182ZM232 59H233V57H232ZM248 58H245V59H239L240 60V62H246V60H247ZM250 59V58H249ZM248 59V60H249ZM95 60V59H94ZM93 60V61H94ZM101 59H99V61H100ZM127 60H128V62H127ZM156 60V59H155ZM175 61H176V59H174ZM187 61V62H189V64H190V67H189V65H187L186 66V62L185 61ZM208 60V61H207ZM238 60V61H239ZM253 60V59H252ZM251 60V62H254L255 60H253L252 61ZM257 60V59H256ZM259 60V59H258ZM258 60H257V62H258ZM261 60V59H260ZM260 60H259V62H260ZM124 61H125V63H124ZM139 61V62H138ZM157 61V60H156ZM173 61V60H172ZM182 61V62H181ZM218 61H219V59H218ZM229 61H231V60H229ZM233 61V60H232ZM250 61V60H249ZM97 63H98V61H96ZM102 62V61H101ZM132 62V63H131ZM136 62H138V63H136ZM192 62L193 63H195L194 65H197V67L196 66H194V68H193V66H191L192 65ZM256 62V61H255ZM254 62V63H255ZM256 62V63H257ZM261 62H262V66H261ZM261 62H260V66H258V67H260L261 68V70L258 68V67H256V68H258L257 70H260V71H262L263 70V65H264V60L262 59L261 60ZM131 63V64H130ZM185 63V64H184ZM211 63V62H210ZM213 63V62H212ZM228 63V62H227ZM232 63V62H231ZM91 64H94V62H91ZM119 64V63H118ZM118 64H116V65H118ZM121 64V65H122ZM126 64H127V66L129 67V68H131V67H135V66H140V68L137 66V68L135 67L134 69H133V72H131L130 71V69L128 68V70L127 69H125V68H127V66H126ZM158 64V65H157ZM221 63H219V65H220ZM225 64V63H224ZM221 65V66H219V67H221L222 69H225L224 71H226L227 73L229 72V74L231 75V74H233L234 76H231V77H233V78H235V82L244 74V72H242L243 71V68H244V70L245 69H249L250 67H252L253 65H248V66H246V67H241L242 69H237L236 71H237V73L235 74V72H233V73H231L232 72V69H229L228 67L229 66H227L226 65V67H224L225 65ZM228 64H230V63H228ZM134 65V66H133ZM147 65H151L150 67H151V69H152V67H154L153 68V70H151L150 69V67H147ZM153 65V66H152ZM162 66L161 67V69H160V66ZM168 65V66H167ZM209 65H211L213 68H210V66ZM256 65H259V64H255L254 65V67L256 66ZM115 69V70H113V68ZM118 66H120V65H118ZM131 66V67H130ZM157 66V68H159L158 69V71H157V69H155V67ZM159 66V67H158ZM208 66V67H207ZM217 67H218V65H216ZM233 66H235V65H233ZM109 68V70L107 69L106 70V68ZM115 67H117V66H115ZM147 67V68H146ZM164 67V69H162ZM218 67V68H219ZM224 67V68H223ZM232 67V66H231ZM93 68V69H92ZM111 68V69H110ZM117 68H119V67H117ZM146 68V69H145ZM188 68H193L192 70V72H191V69H188ZM209 68V69H208ZM216 68V67H215ZM226 68H228L227 70H226ZM235 68V67H234ZM233 68V69H234ZM239 68V67H238ZM253 68V67H252ZM256 68L254 69L255 71V73H256ZM125 69V71L126 72H124L123 70ZM148 70L149 72H150V74L151 75H149L148 73V71H147V73H146V71L144 72V70ZM155 69V70H154ZM167 69V70H166ZM221 69V70H222ZM236 69V68H235ZM135 70V71H134ZM142 70H143V72H142ZM166 70V71H165ZM184 72H183V71ZM189 70H190V72H189ZM211 70V71H212ZM216 70H217V68H216ZM220 70V69H219ZM231 72H230V71ZM247 70H246V72H247ZM249 70H251V69H249ZM110 71H111V73H110ZM162 71V72H161ZM197 71H196V73H197ZM264 71V70H263ZM67 72V71H66ZM116 72H117V74H116ZM121 72H123V74H121ZM128 72V73H127ZM129 72H131L130 74H129ZM134 72H136V73H134ZM240 72L242 73V74H240ZM254 72H253V70H252V72L250 71V74L252 73V75H254V76H251V82H250V80H249V84H252V85H250V86H252V89H258V87H260V89H261V86L258 84L259 82H257V85H259V86H255V88L253 87V85H255V83L254 82H252V81H254V79L252 80V77L253 78H255V79H257V77L259 78L260 77V82H262L261 81V79L264 77V75H262V78H261V76H260V74H262V72H259L258 71V73H259V76H256V74H254ZM109 73V74H108ZM124 73H127V74H125L124 75ZM140 73H141V75H140ZM152 73L153 74H155L156 73V75H159V76H155V75H152ZM158 73V74H157ZM164 73H165V75H164ZM213 73H214V71H213ZM218 73V72H217ZM249 72H247L246 74H244L245 75V78L243 79V78H240V79H242L241 81H239V82H241V84L245 87V89H247V91H245L244 89H240L237 85V87L236 88H239V90H240V92H244L243 94H241L239 91H238V89L235 91V92H238V93H240L242 96L243 95H245V94H249L248 96H251V94H253L252 96L253 97H250V98H248L247 100H249V101H254L253 103H256L257 101V103H256V105L258 106L257 107V110H258V113H257V111H256V116L255 115H252L251 114V117H253V118H255V117H257L258 119H263L264 120V116H262V115H264V100L262 101V99L261 98H259V96H257V93L255 94V92H254V90H251V89H249L250 87H249V85H248V79H247V77H249V76H247V74H248ZM264 73V72H263ZM120 74V75H119ZM131 74H135V75H137L138 77H134L133 75H131ZM166 74H169L168 76H166ZM193 74V75H192ZM198 74V73H197ZM222 74V73H221ZM250 74H248V75H250ZM116 75V76H115ZM119 77H118V76ZM126 75H128V77H129V75H130V77H131V80H128V77L126 76ZM160 75H162V76H160ZM174 76L175 78H174V82L176 83H174L175 84V90H173V93L172 94H175V96H174V98H173V95H171V96H169V98H171L170 99V101H167V100H165L164 99V96H163V94H165V92L166 91H168L167 89H169L170 87H168L169 85H168V83H172L171 82V79H169L168 80V78H164L163 76H166V77H171V76ZM195 75V76H194ZM213 75V74H212ZM212 75H211V77H212ZM243 75V76H244ZM127 77V78H125L124 80H128L129 82H131L130 84L128 83V82H124L123 81V78L124 77ZM139 76L141 77V80L139 81V83H138V80H139ZM143 76H145L144 78H143ZM146 76H147V78H146ZM149 76H150V78H149ZM172 76V77H173ZM188 76V77H187ZM194 76V77H193ZM198 76V75H197ZM223 76V75H222ZM227 76V75H226ZM247 76V77H246ZM76 78L77 79V81H75V83L76 84H78V85H80V84H82V85H80V86H78V85H74L75 87L77 86V88H81V86H82V90L80 89H76V91H72V88L74 89L75 87L73 86V85H71V87H70V85H68L70 88H71V90H70V88H69V90L71 91V93L69 94L68 93V87L65 89V86L67 85L66 84V78ZM87 77V78H86ZM98 77V78H97ZM118 77V78H117ZM123 77V78H122ZM134 77V78H133ZM154 77V78H153ZM163 77V79H161L160 80V78H162ZM200 77V78H201ZM210 77V76H209ZM218 77V76H217ZM221 77V76H220ZM113 78H114V80H118V82L119 81H121V84H119V83H117V84H110V85H108L109 84V81H111V80H113ZM199 78V77H198ZM199 78V79H200ZM222 78V77H221ZM230 78V77H229ZM250 78V77H249ZM97 79H98V81H99V86L101 87H99L98 86V88H96V86H94L93 84V86L91 85V86H89L88 85V81H90V80H96L97 81ZM103 79V80H102ZM106 79H108V80H106ZM110 79V80H109ZM146 79V80H145ZM148 79V80H147ZM150 79V80H149ZM155 79V80H154ZM166 79V80H165ZM220 79V78H219ZM225 79V78H224ZM223 79V80H224ZM62 80V79H61ZM133 80H135V82L133 81ZM158 80V81H157ZM225 80H227V77H226V79ZM245 80V81H244ZM257 80H259V79H257ZM256 80V81H257ZM263 81H264V78L262 79ZM65 81V82H64ZM106 81H108V82H106ZM137 81V82H136ZM153 81V82H152ZM162 83H161V82ZM169 81V82H168ZM213 81V80H212ZM220 81V80H219ZM227 81H229V80H227ZM232 81V80H231ZM101 82H102V84H101ZM106 82V83H105ZM147 82H149V84L147 83ZM167 82V83H166ZM200 82H201V80H200ZM222 82V81H221ZM221 82H219V83H221ZM239 82H238V84H239ZM243 82V83H242ZM90 83H93V82H90ZM125 83H128V84H125ZM134 83V84H133ZM164 83V84H163ZM197 83V84H196ZM217 83V82H216ZM229 83V82H228ZM245 83V84H244ZM66 84V85H65ZM96 84V85H97ZM107 84V85H106ZM124 86H123V85ZM143 84V85H142ZM163 84V85H162ZM203 84V83H202ZM213 84V83H212ZM225 84H227V83H225ZM65 85V86H64ZM117 85H121V86H117ZM139 85V86H138ZM162 85V86H161ZM164 85H166L165 86V88H164ZM168 85V86H167ZM205 85H206V83H205ZM214 85H216L215 83H214ZM242 85H240L241 86V88H243L242 87ZM105 86H107V87H109V89H102V88H104ZM112 86H116V87H113V89L114 90H116L115 92H114V90H112L111 88H112ZM144 86V87H143ZM161 88H160V87ZM204 85H202L201 87H203ZM221 86H223V84L221 85ZM227 86V85H226ZM230 86V85H229ZM231 86H234V85H231ZM263 86H264V83H263ZM262 86V87H263ZM48 87H50V86H48ZM89 87V88H88ZM107 87H105V88H107ZM111 87V88H110ZM119 87V88H118ZM122 87L123 88H128L130 91L128 92V89L126 90V89H122ZM133 87H135V88H133ZM141 88L142 89V91H141V89H139L138 90V88ZM143 87V88H142ZM146 87V88H145ZM200 87V86H199ZM218 87H220V86H218ZM117 88H118V91L120 90H122V93L123 94H125V90L128 92V93H126L124 96L122 95V93H121V95H120V93L118 92L117 93ZM121 88V89H120ZM131 88H133L134 90H135V92L137 93V95L139 96H137L136 94H134V95H136V97L135 96H133L132 95V101L131 100H129V95H130V92H131V94H132V91H131ZM227 88H229V87H227ZM235 88V87H234ZM54 89V90H53ZM132 89V90H133ZM163 89H165V90H163ZM171 89H173L172 87H171ZM201 89V88H200ZM221 89V88H220ZM229 89H231V88H229ZM249 89V90H248ZM255 89V90H256ZM46 90H47V88H46ZM75 90V89H74ZM87 90H92V92L91 91H87ZM191 90V91H190ZM203 90V89H202ZM222 90V89H221ZM227 90V89H226ZM259 90V89H258ZM262 90V89H261ZM260 90V91H261ZM108 91V92H107ZM139 91V92H138ZM165 91V92H164ZM224 91V90H223ZM223 91H220V92H223ZM229 91V90H228ZM231 91V90H230ZM249 91V92H248ZM257 91V90H256ZM44 92H46V91H44ZM47 92H49L48 90H47ZM46 92V93H47ZM88 92H89V94H88ZM91 92V93H90ZM134 92V91H133ZM145 92H147V93H145ZM150 92H151V94H150ZM170 92V91H169ZM203 92V91H202ZM245 92H247V93H245ZM258 92V91H257ZM30 93H33V91H31ZM74 93V94H73ZM98 93H100V94H98ZM116 93V94H115ZM139 93V94H138ZM152 93H154L155 94V96H156V98L159 100H157L156 98H155V96H153V98L154 99H151L152 98V96L151 95H153ZM201 93V92H200ZM261 93H263L262 95H264V91L263 92H261ZM73 94V95H72ZM79 94V95H78ZM90 94H92V95H90ZM95 94V96H93ZM111 95V96H108V95ZM117 94H118V96H117ZM129 94V95H128ZM141 94H142V96H141ZM148 94V95H147ZM168 93H166V95H167ZM170 94H171V92H170ZM170 94H168V95H170ZM229 93H227L226 92V94L225 95H228ZM49 95V94H48ZM47 95V96H48ZM51 95V97H49V98H51V99H54V96H56L55 98H60L59 96H57V94H50ZM89 97H88V96ZM144 95V96H143ZM213 95V94H212ZM232 95V94H231ZM234 95H236V94H234ZM240 95V96H241ZM259 95H260V92H259ZM44 96H46L45 94H44ZM93 96V97H92ZM97 96H98V98H97ZM107 97V99H106V97ZM113 96V97H112ZM114 96L115 97H117V98H115L114 99ZM131 96V95H130ZM149 96H150V99H149ZM233 96V95H232ZM237 96H239V95H237ZM240 96H239V98H240ZM247 96V95H246ZM47 97V98H48ZM69 97H71V98H69ZM96 97V98H95ZM111 97V98H110ZM119 97V98H118ZM128 97V98H127ZM143 97V98H142ZM148 97V98H147ZM202 97H203V101L201 100L202 99ZM205 97V98H204ZM208 97H209V99H208ZM220 97V98H219ZM224 97V96H223ZM260 97H261V95H260ZM79 98V99H78ZM81 98V99H80ZM94 98V99H93ZM113 98V99H112ZM139 98V99H138ZM166 98H167V96H166ZM212 98V99H211ZM214 98H216L215 96H214ZM216 98V99H217ZM233 98H234V96H233ZM232 98V99H233ZM67 99V100H66ZM70 99V100H69ZM75 99V100H74ZM91 99H93V100H95V102L92 100V101H89V100ZM96 99H98V102H96L97 100ZM117 99V100H116ZM119 99V100H118ZM134 99V100H133ZM144 99V100H143ZM163 99L165 100V101H163ZM168 99V98H167ZM200 99V100H199ZM227 99V98H226ZM225 99V100H226ZM230 99V98H229ZM228 99V100H229ZM235 99L236 100H238V97H235ZM243 99V98H242ZM44 100H45V103H47L48 101L50 102V99H45L44 98ZM48 100V101H47ZM60 100L61 99H59V101H57V100H53V101H55V103L56 102H60ZM62 100H61V102H62ZM80 100H82L83 101V103L84 104H82V105H84L83 106V108H84V110L82 109V108H80L82 105L80 104ZM114 100V101H113ZM115 100H116V103H119V104H116L115 103ZM121 100H122V102H124V103H122L121 102ZM146 100V101H145ZM147 100L148 101H150L148 104H147ZM153 100H154V104H153ZM157 100V101H156ZM228 100H226V102H228ZM241 100V99H240ZM261 100V101H260ZM31 101H32V94H31ZM53 101H51L50 102V104L51 103H54ZM70 101H72V102H70ZM117 101H119V102H117ZM139 101V102H138ZM145 101V102H144ZM202 101V102H201ZM242 101H244V100H242ZM49 102H48V104H49ZM66 102H67V104H69V105H67L66 104ZM94 102V103H93ZM109 102L111 103V104H109ZM160 102V103H159ZM208 102H210V103H208ZM215 102H218V100L217 101H215ZM223 102V103H222ZM230 103H231V101H229ZM241 102V101H240ZM246 102V101H245ZM44 103V104H45ZM78 103V105L80 106H78V105H76ZM96 103H98V105L96 104ZM108 104V105H106V104ZM159 105V107H155V105L156 106H158L157 104ZM183 103V104H182ZM189 103V104H188ZM213 103V104H212ZM222 103V104H221ZM230 103H228V104H230ZM250 103V102H249ZM248 103V104H249ZM48 104H46L45 105V109H44V112L45 113H51V112H55V110H57V112L59 113V114H62L64 111L63 110H61V112H59V110L57 109V107L59 106V108H60V106L62 105L61 103H59L58 104V106L57 107H55V108H53L52 107V111H51V108H50V104L48 105ZM66 104V105H65ZM70 104H73L72 106L70 105ZM121 104V105H120ZM147 104V105H146ZM161 104V105H160ZM166 104V105H165ZM247 104V105H248ZM52 105V104H51ZM54 105V104H53ZM126 105H127V109H126ZM170 105H174L175 107H173L175 110V112L173 111V108H171V106ZM214 105V106H213ZM234 105V107H236ZM250 106H251V103L249 104ZM31 106H32V103H31ZM77 106V107H76ZM104 106H105V108H104ZM117 106H118V109H117ZM149 106H150V108H149ZM152 106L154 107V109H151L152 108ZM162 106H163V108H162ZM170 108V110H171V112L172 113H174L173 115H172V120H170L169 119V117H170V115H169V113H171L170 112V110H169V112H168V110L167 109H169L168 107ZM209 106V107H208ZM62 107V106H61ZM87 107H91V109H89V108H87ZM98 109H97V108ZM123 107H124V109H123ZM31 108H33V107H31ZM63 108V107H62ZM100 108V109H99ZM121 108V109H120ZM159 108H161V109H159ZM220 108V107H219ZM227 108V109H226ZM253 108H255L254 106H253ZM253 108H251V110L253 111ZM80 109H82L83 111H79ZM127 111H126V110ZM129 109V110H128ZM158 109V110H157ZM162 109H164L163 111V115H162ZM231 109V108H230ZM244 109V108H243ZM121 110L123 111V113H125V114H122V112H121ZM131 110V111H130ZM152 110H154L155 112H153ZM206 110V111H205ZM232 110H234L233 108H232ZM245 110L248 112L249 111V109L247 110L246 108H245ZM255 110V109H254ZM33 111V110H32ZM93 111V112H94ZM158 111H160V113H161V115H159V113H156V112H158ZM179 111V112H178ZM252 111H251V113H252ZM262 113V114H260V116H262V117H260L259 118V113L260 112ZM100 112V113H99ZM141 112V113H140ZM237 112V113H236ZM243 112V111H242ZM242 112L240 113V115H242ZM250 112V111H249ZM254 113H255V111H253ZM80 113V114H81ZM102 113V114H101ZM185 113V114H184ZM217 113V112H216ZM215 113V114H216ZM236 113V114H235ZM244 113V112H243ZM68 114V113H67ZM67 114L66 113H63L62 114V118H60L61 116H59V115H57V117L54 115V118L56 117V120H68L69 119V117L67 116ZM98 114V115H97ZM107 114H109V115H113L114 114V116H105V115H107ZM133 114V115H132ZM181 114H184V115H181ZM195 114H197L198 115V117H195ZM222 114H223V116H222ZM70 115V114H69ZM100 115H102L101 117H103L104 116V118L103 119H105L104 121H103V119L101 118H99L100 120H98V119H96V118H98V116H100ZM187 115V116H186ZM204 115V116H203ZM210 115H212V116H210ZM233 115H231V116H233ZM244 116H245V114H243ZM246 116H248L247 114H246ZM245 116V117H246ZM255 116V117H254ZM52 116H45L43 119L45 120V121H48V120H52V121H55V119L52 117ZM71 117V116H70ZM74 117V116H73ZM78 117H81V116H78ZM92 117H95V118H92ZM106 117V118H105ZM113 117V118H112ZM124 117V118H123ZM163 117V118H162ZM182 117V118H181ZM184 117V118H183ZM211 117H212V119L213 120H211L212 121V124H210V119H211ZM214 117L216 118L217 117V120L219 121V123H216L215 122V124L216 125H218L217 126V128H215V125L213 124L214 123ZM243 117V116H242ZM242 117H241V119H242ZM60 118V119H59ZM68 118V119H67ZM117 118V119H116ZM122 118V119H121ZM133 118V119H132ZM143 118V120H141ZM189 118V119H188ZM199 119V124H198V127L196 126V124H195V121H196V119ZM210 118V119H209ZM257 118H255V120L257 119ZM81 119V118H80ZM79 119V120H80ZM83 120V121H86V120ZM123 119H125V120H123ZM126 119L128 120V122L126 123ZM130 119H131V121H130ZM138 120V119H140L141 120V122L143 121L147 126H149V131L147 132V131H145V130H148L147 129V127H144V126H146L143 122V124H144V126H143V124H141V122H140V120H138L137 122L138 123H136V121L135 120ZM192 119V120H191ZM241 119H238L239 120V122L237 123L238 124V126H237V124H236V127H238L237 129H239V127H240V129L242 128V129H245V128H247L248 126V128H250V130H254L255 132V134H256V136H257V132H256V126H255V129L253 128V129H251V127H250V124L247 126V127H244L245 125H244V123L241 121ZM244 119V121H245V118H243ZM69 120H73V121H75L76 122V118L74 117V119H69ZM78 120V121H79ZM94 120V121H93ZM110 120H111V122H110ZM112 120H114V122H115V124H117V126L116 125H113L114 124V122L112 121ZM115 120H118L117 121V123H116V121ZM120 120H122V121H120ZM132 120H133V122H132ZM169 120V121H168ZM184 120V121H183ZM190 120V121H189ZM216 120V119H215ZM227 120H229V121H227ZM246 120H248V118H246ZM252 120V119H251ZM81 121V120H80ZM88 121H86V122H88ZM109 123H111V124H109ZM124 121H125V123H124ZM135 121V122H134ZM151 121H153V125H156V126H154V127H157L158 126V128H154V129H152L153 127L151 126L152 124V122ZM172 121V122H171ZM189 121V122H188ZM194 121V122H193ZM217 121V122H218ZM230 121H233L232 123L230 122ZM99 122H100V124H99ZM104 122H105V124H104ZM151 122V123H150ZM188 122V123H187ZM191 122V123H190ZM209 122V123H208ZM226 122V123H225ZM229 122H230V127H232V128H230L229 127ZM247 122H249V121H247ZM247 122H245L246 123V125H247ZM252 122L253 121H251L250 123L252 124ZM259 122V121H258ZM264 122V121H263ZM263 122H261V124L263 123ZM113 123V124H112ZM124 123V124H123ZM136 123V124H135ZM155 123V124H154ZM170 123V124H169ZM208 123V124H207ZM239 123H241L240 125H242V127L241 126H239ZM243 123V124H242ZM254 123H255V121H254ZM104 125V130H106V132H107V134L105 133V131L103 132V131H101V132H98V128H99V126L101 125V127L103 128V125ZM123 124V125H122ZM132 125V124H134L133 126H131L130 127V125ZM139 124V125H138ZM150 124V125H149ZM167 124V125H166ZM193 124V125H192ZM205 124H207V125H205ZM256 124V123H255ZM254 124V125H255ZM258 124V123H257ZM260 124V123H259ZM113 126V127H115V129H113L111 126ZM120 125H122V126H120ZM126 125V126H125ZM129 125V126H128ZM135 125H137V128H138V126H140L139 128L141 129V125H142V127L144 128V130H143V132L145 133V132H147L146 134H144L145 136H143V134L141 133V131H136V127L134 128V126ZM169 125V126H168ZM209 125V126H208ZM214 125V126H213ZM219 125H220V127H219ZM128 126V127H127ZM168 126V127H167ZM208 126V127H207ZM211 126V127H210ZM118 127H120V128H122L120 131H119V129H116V128H118ZM127 127V128H126ZM130 127V128H129ZM163 127V128H162ZM218 127H219V129H221L220 131L222 132V134H223V136H222V134H220V133H218V132H216V131H218ZM222 127V128H221ZM262 127H264V123H263V126H260V127H258V128H260V129H258L257 131L259 132V135L257 136V137H261V140L259 139V141L258 142H261L262 141V139H264V131H263V129L264 128H262ZM124 128H125V130L127 131H125L124 130ZM132 128H134V129H132ZM142 128V129H143ZM172 128V129H171ZM183 128V129H182ZM202 128H203V130H202ZM214 128V129H213ZM235 128V127H234ZM128 129V130H127ZM129 129H130V131H129ZM141 129V130H142ZM158 131H157V130ZM166 129L168 130V131H166ZM195 129V130H194ZM208 129H210V132H209V130ZM124 130V131H123ZM155 130V131H154ZM182 130V131H181ZM212 130V131H211ZM123 131V133H121ZM129 131V132H128ZM201 131V132H200ZM202 131H203V133H202ZM103 132V133H102ZM126 132V133H125ZM131 132H132V134H131ZM204 132H205V135H204ZM208 132H209V134H208ZM214 132H215V134H219V136H217L216 135V138H215V134H214ZM103 134V136L104 135H106L107 137H105V138H107V140L105 139V138H102V140H99V139H96L95 137L96 136H100V134ZM121 133V134H120ZM130 134L129 135V138H128V135H124L125 137L127 136V139L125 138V137H123V135L122 134ZM134 133V134H133ZM150 133V134H149ZM139 134H141V135H139ZM156 134V135H155ZM175 134V135H174ZM203 134V135H202ZM214 134V135H213ZM228 134V135H227ZM74 135V134H73ZM83 135V134H82ZM83 135V136H84ZM121 135H122V138H121ZM135 137H134V136ZM149 135V136H148ZM153 135V136H152ZM75 136V135H74ZM77 137L78 136H80V135H78V133H77V135H76ZM156 138H155V137ZM163 136V137H162ZM168 136V137H167ZM170 136V137H169ZM179 136V137H178ZM208 136V137H207ZM213 136H214V138H213ZM101 137H102V135H101ZM108 137H110L111 139H114V142L112 141L111 142V139L110 138H108ZM146 137V138H145ZM148 137H150V138H148ZM154 137V138H153ZM161 137V138H160ZM135 138V139H134ZM143 138V139H142ZM221 138V139H220ZM90 139V140H91ZM110 141H109V140ZM132 139H134V141L135 140H137V141H131ZM139 139H142L140 142H139ZM149 139V140H148ZM150 139H152V142H151V140ZM155 139H157V141L155 140ZM217 139L219 140V141H217ZM106 140V141H105ZM145 140V141H144ZM161 140V141H160ZM258 140V139H257ZM86 141H88V143H89V140H86ZM107 141H109V142H107ZM127 141V142H126ZM170 141L174 144L173 145V151L172 150H169L168 152H170L171 151V155H170V157H169V159L170 160H167L166 158V153L165 152H167V149H165V148H168L169 149V146H170ZM179 143H178V142ZM215 141H217V142H215ZM30 142H31V140H30ZM34 142H35V140H34ZM39 142V141H38ZM106 142V143H105ZM111 142V143H110ZM133 142L135 143V144H133ZM145 142V143H144ZM150 142V143H149ZM79 143V142H78ZM132 143V144H131ZM137 143V144H136ZM147 143V144H146ZM167 143V144H166ZM218 143V144H217ZM221 143V144H220ZM261 143H263V141L261 142ZM261 143H259L258 145H260ZM92 144H91V146H92ZM127 145V146H125V145ZM141 145V146H138V145ZM161 144H163L162 145V147L160 146ZM179 144V145H178ZM85 145V144H84ZM83 145V146H84ZM122 145H124V149L122 150L123 152H119L118 151V148H120V149H122ZM133 145V146H132ZM155 145V146H154ZM193 145V146H192ZM211 145V146H210ZM222 145V146H221ZM224 145V146H223ZM49 146V149L50 148H52V145L51 144H47V145H45L44 147H48ZM88 146H90V145H88ZM121 146V147H120ZM135 146V147H134ZM138 146V147H137ZM147 147L148 146V148H144V147ZM157 146V147H156ZM165 146V151H164V149H163V147ZM261 146L264 148V143L263 144H261ZM75 147V148H74ZM154 147V148H153ZM177 147V148H176ZM202 147V148H201ZM206 149H205V148ZM222 147V148H221ZM43 150H44V148L43 147H41ZM86 148H87V150H88V148L89 149H92V148H90V147H85V149H83L82 148V150L84 151V153L81 151V149H79L80 150V152L78 151V153L79 154H81V152H82V154L81 155H79L77 152H76V150H78L77 149V147L76 146H70V147H65L64 149H65V152H67V153H70V154H76V155H78L79 156V158L81 159V160H84V161H87L86 159L87 158H83L84 157V155L83 154H85V156L86 155H88V154H86V152H87V150H86ZM116 148V149H115ZM153 150H152V149ZM228 148V147H227ZM261 148V147H260ZM262 148V149H263ZM46 149H48V148H45V151H46ZM76 149V150H75ZM147 149V150H146ZM150 149V150H149ZM156 149V150H155ZM203 149V150H202ZM37 150H39L38 148H37ZM178 150V151H177ZM220 150H222V151H220ZM261 150V149H260ZM89 151V150H88ZM101 151H103V153L106 151V150H104V149H101ZM101 151H99L100 153H101ZM158 151V152H157ZM225 152L227 151V150H224ZM41 152H43V151H41ZM90 152V151H89ZM99 152L97 153V154H99ZM108 152V151H107ZM149 152V153H148ZM154 153V152H156V157L152 154V153ZM161 152V153H160ZM181 152H185L184 154H182ZM214 152V153H213ZM88 153V152H87ZM92 152H90L89 154L90 155H92L91 154ZM102 153V154H103ZM125 155H124V154ZM160 153V154H159ZM164 153H165V156H164ZM176 153H177V155H176ZM187 153V154H186ZM224 153V152H223ZM222 153V156L224 155ZM145 154H147V155H145ZM149 154L150 155H152V156H149ZM104 156H105V158H107L108 160H110V158L106 155V154H103ZM187 155L189 156L188 158H187ZM94 155H92V156H89L88 155V159H90L91 161H92V158H94L93 157ZM103 156V157H104ZM164 158H163V157ZM186 156V157H185ZM260 164H262V159H264V152H263V150H261V154H260ZM90 157H92V158H90ZM99 157V159L101 158V156H98V155H95V159L96 160H94V161H99L100 162V160H98L97 158ZM117 157H115V158H117ZM146 157H149L148 159L146 158ZM152 157H154V158H156V159H158V160H156V161H158V162H156L155 163V161H152L154 158H152ZM157 157H159V158H157ZM166 157V158H165ZM179 157V158H178ZM185 157V158H184ZM194 157V158H193ZM83 158V159H82ZM105 158H102L101 160L103 161V162H106L107 160H105ZM115 158H113L112 160H114ZM124 158V159H125ZM152 159V160H149V159ZM163 159L164 161H165V159L167 160V162H163V160L159 163V159ZM185 160H184V159ZM187 158V159H186ZM227 158V157H226ZM262 158V159H261ZM179 159H183L182 160V163H180L181 162V160H179ZM89 160V161H90ZM186 160H187V163H186ZM229 162H227L228 164H229V166L233 169L234 167L232 166V163L234 162V163H236L237 161H233V160H230V159H227ZM257 159H255L254 161H256ZM111 161V160H110ZM141 162V163H143L142 165L139 163L138 165H140L139 167H141V169L138 167H135V162ZM144 161H145V163H144ZM184 161V162H183ZM209 161V162H208ZM232 161V163L230 164V162ZM253 161V162H254ZM259 161V160H258ZM257 161V162H258ZM88 162V161H87ZM108 163H110L109 161H107ZM111 162H113V164H114V161H111ZM133 162V163H132ZM137 162V163H138ZM147 162H149V163H152V162H154V163H152V164H150V165H148V163ZM189 162H191L192 163V166H189L188 167V165H190L191 163H189ZM256 162V163H257ZM116 163V164H117ZM189 163V164H188ZM227 163H223L224 164V166H225V164L226 165H228ZM259 163L257 164V165H259ZM154 164H156V165H154ZM157 164L158 165H160L161 166V164H163V165H167V164H170L175 170H178L177 172H176V174H181L182 175V177H179V178H177V179H175V180H168L166 177H167V174L166 173H163L160 169H161V167L159 166H157ZM193 164H195V165H193ZM238 164H239V162L238 163H236V165L237 166H235V167H239L238 166ZM254 164H255V162H254ZM263 164H264V161H263ZM187 165V167L188 168H186L185 166ZM257 165H255L256 167H258ZM133 166L135 167V168H133ZM150 166V167H149ZM154 166V167H153ZM264 166V165H263ZM263 166H261L260 167V169H258V170H261V168L263 169ZM180 167H182V168H180ZM192 167V168H193ZM226 167V166H225ZM228 167V166H227ZM131 168H133L132 170H131ZM179 168L181 169L180 171L181 172H179ZM159 169V170H158ZM204 169H206L205 171H204ZM224 169V168H223ZM236 169V168H235ZM137 170V171H136ZM146 170H147V172H146ZM153 170V172H151ZM159 171V172H157V171ZM127 171H129V172H127ZM143 171H145V172H143ZM155 171V172H154ZM224 172V173H221V175L223 176V178H222V176L220 175V172ZM126 172H127V174H126ZM206 172H208L207 174L208 175H206ZM209 172H212V173H215V172H219L218 174L217 173H215V174H213V176H211L212 175V173H210V176H209ZM263 172H264V170H263ZM140 173L142 174V173H147L146 174V176L144 177V176H141L140 175ZM201 173V174H200ZM138 174V175H137ZM150 174V175H149ZM154 174V175H153ZM157 176H156V175ZM166 174V176H164ZM178 174V175H179ZM257 174H259V173H257ZM260 176H263L262 175V173L260 172ZM125 175H127V176H125ZM140 175V176H139ZM215 175L217 176V177H215ZM219 175V176H218ZM135 176H139V178L137 179V178H135ZM197 176V177H196ZM203 176H209V178L208 177H204V178H202ZM225 176V177H224ZM151 177V178H150ZM153 177H155L154 179H153ZM160 178V179H158V178ZM218 177H219V179H223L222 180V182L221 181H218L217 179H218ZM147 178V179H146ZM149 178H150V180H149ZM210 178H212V179H210ZM141 179V180H140ZM151 179H152V181H151ZM157 179V180H156ZM205 179H207L208 180V182L206 183V181L207 180H205ZM161 180V182H159V181ZM184 180H185V182H184ZM210 180H212V182L210 181ZM218 182H217V181ZM151 182V184H150V182ZM154 181V182H153ZM163 181V182H162ZM177 182V183H176ZM156 184L157 183V187H156V185H155V187L156 188H153L152 186H150V185H152V184ZM184 183V184H183ZM204 183V184H203ZM208 183H210V184H208ZM220 185H219V184ZM162 184H163V187H159V186H162ZM207 184V185H206ZM253 184H255V183H253ZM213 185V186H212ZM218 185V186H217ZM222 185V186H221ZM259 185H261V183H257V184H255L254 186H259ZM122 186V185H121ZM149 186H150V188H149ZM208 186V187H207ZM209 186H211L215 191H216V193H215V191L214 190H212V188L211 187H209ZM144 187V188H143ZM159 187V188H158ZM182 187V188H183ZM219 187V188H218ZM259 187H261V186H259ZM259 187H256V190H257V188H259ZM264 187V186H263ZM146 188V189H145ZM148 188V189H147ZM151 188H153V189H151ZM162 188V190H160ZM221 188L223 189V190H221ZM119 189H121V187H119ZM124 189H127L128 190V188L126 187V186H124ZM145 189V190H144ZM150 189L153 191H150ZM252 189L253 190H255L254 189V187L252 186ZM251 189V190H252ZM260 189V188H259ZM118 190V189H117ZM122 190V189H121ZM120 190V191H121ZM143 190V191H142ZM148 190V191H147ZM155 190H157V191H155ZM159 190H160V193L162 194V195H160V193H159ZM208 190V191H207ZM106 191H108V190H106ZM106 191H101V193H100V195H102V196H104V193L106 192ZM120 191H119V193H120ZM134 191V192H133ZM135 191H136V193H135ZM146 191V192H145ZM218 191V192H217ZM260 194L262 195V193H264V189L263 190H261L260 189ZM104 192V193H103ZM110 192V191H109ZM109 192L107 193V194H109ZM148 192V193H147ZM157 192V193H156ZM214 192V193H213ZM223 192V193H222ZM257 192V191H256ZM128 193V194H129ZM137 193L138 194H140L139 196H141V197H139V196H136L137 195ZM156 193V194H155ZM211 193V194H210ZM219 195H218V194ZM255 193V192H254ZM254 193H253V195H251V196H249V198L250 199H248V202L251 200L252 201V199H254L255 200V204L257 205V203H261L262 201V203H261V206L263 205L264 206V200H260V198H261V196H258V197H255L254 196ZM258 193V192H257ZM106 194V193H105ZM122 194H124V193H122ZM147 194V195H146ZM150 194V195H149ZM221 194V195H220ZM256 194V193H255ZM125 196H127V194L125 193L124 194ZM156 195V196H155ZM159 195V196H158ZM214 195H218L217 197H219L218 198V200L216 199L217 197L216 196H214ZM264 195V194H263ZM262 195V196H263ZM149 198H148V197ZM150 196H152V197H150ZM160 196H161V198H160ZM210 196V197H209ZM222 196V197H221ZM252 196H254V197H252ZM92 197H94V196H92ZM100 197V196H99ZM208 197V198H207ZM222 199H221V198ZM252 197V198H251ZM105 198V197H104ZM104 198H102V199H104ZM127 198V197H126ZM132 199V197L131 196H128V199ZM140 198H142V200H140ZM157 198V199H156ZM159 198V199H158ZM263 198H264V196H263ZM97 199V198H96ZM99 199V198H98ZM102 199H101V197H100V199L99 200H101L102 201ZM130 199V200H131ZM157 200V202H156V200ZM226 199V200H225ZM89 200H91V199H89ZM98 200V201H99ZM105 200V199H104ZM106 200H108V196H107V199ZM129 200V204L130 205H133L134 203L133 202H136L135 200H134V198L132 199V201L133 202H131ZM155 200V201H154ZM223 201V204H218V202L217 201H219V202H221L222 203V201ZM254 200H253V202H254ZM92 201H94V200H91L90 202L92 203ZM101 201H99V204H100V202ZM159 201V202H160ZM102 202H104V201H102ZM108 202V201H107ZM153 202H155V203H153ZM225 202V203H224ZM253 202H252V204H253ZM96 203V206H99V204H98V202L96 201L95 202ZM95 203H94V205H95ZM151 203H153V204H151ZM157 203V204H156ZM207 203H209V205L207 204ZM216 203V204H215ZM250 203V202H249ZM93 204V203H92ZM105 204V203H104ZM225 204V205H224ZM248 204V203H247ZM251 204V203H250ZM251 204V205H252ZM102 205V204H101ZM101 205L99 206V207H101ZM107 205H109V204H107ZM106 205V206H107ZM138 205H135V206H138ZM145 205V206H144ZM220 205V206H219ZM223 205H224V207H223ZM245 206H246V204H244ZM105 206V207H106ZM226 206H227V209H226ZM229 206V207H228ZM237 205H235V207H236ZM244 206V207H245ZM249 206V208H250V205H248ZM253 206V209H255V207H254V205H252ZM103 207V206H102ZM134 207V206H133ZM147 207V208H146ZM149 207V208H148ZM151 207V208H150ZM127 208V207H126ZM128 208H132V206H128ZM128 208H127V210H128ZM136 208V207H135ZM236 208H238V207H236ZM235 208V209H236ZM246 208V207H245ZM244 208V209H245ZM257 208H259L258 206H257ZM146 209H148L149 211H145ZM151 209V210H150ZM192 209V208H191ZM224 209V210H223ZM225 209H226V211H225ZM230 210V212H229V210ZM241 209V208H240ZM239 209V210H240ZM251 209H252V207H251ZM250 209V213L247 215V218H248V220L247 219H243V218H245V216H243L244 215V213L246 214V212H243V214L241 215V213L240 212H236V211H239L238 209L235 211V217L237 216V215H240L239 217H241L240 219H242L241 221H240V219H239V217L237 218V219H239L238 220V223H240V222H243V220H244V224H245V222L246 223H248V221L250 222L252 219H254L255 220V222L253 221H251L250 223H251V226H252V224H254L253 226V228L251 229V228H248L249 229V235L251 234V232H253L254 230L256 231H254L251 235H250V237H249V235H247L245 232H247V231H245V232H243L244 230H241V227L239 228L240 230H235V232L234 233H236V234H234L233 232H229V233H227V234H229L230 235V237H232L233 238V236L235 237L234 239H236L235 241L238 243V240H240V239H244V241H246L245 239H247V243L249 242V244L252 246L253 245V249L252 248H249V249H251V251L249 250V249H246V250H248V251H250V253L253 251H255V254H253V253H251V254H248L249 252H247L246 254L247 255H250V258H249V256H248V258H249V260H251V258H252V254H253V257H254V255H257L256 253H257V251L260 249V247L263 249V250H261L262 251V253H264V226H262V224L264 223L263 222V220H264V217L263 216H260V217H262L261 219H263L262 220V222H261V219H260V217H259V215H261V214H259L258 213V216L256 217H253L254 216V212L253 211H255V210H251ZM127 210H125V211H127ZM143 210V211H142ZM248 210V209H247ZM257 210V209H256ZM260 210V209H259ZM261 210H263L264 211V208L262 209L261 208ZM131 211V210H130ZM139 211V212H138ZM141 211V212H140ZM152 211V212H151ZM227 211L229 212V213H227ZM242 211V210H241ZM246 211V210H245ZM262 211V212H263ZM128 212V211H127ZM155 212V213H154ZM261 212V211H260ZM130 213V212H129ZM150 213V214H149ZM157 213V214H156ZM208 213V214H209ZM240 213V214H239ZM253 213V214H252ZM264 213V212H263ZM124 214V213H123ZM207 214V215H208ZM252 214V215H251ZM195 215V214H194ZM193 215V218H195L196 216H194ZM210 215H208V217H206V214H205V216H203L202 217V219L201 220H203V221H199L200 223H199V225H197L198 227L199 226H201L202 228V230L200 229L199 230V232H198V230H194L195 231V237H197V239L198 238H202L201 237V235L203 234V232H204V238H205V236H206V239L209 241H206V239H204L206 242H207V244L208 245H210V246H213V247H216V246H214V245H221V244H223L224 245V243H221V244H218V243H220L219 241L220 240H222V238H220L219 237V234H218V231L212 226V224H211V222H210V220L208 219L209 217H210ZM257 215V214H256ZM249 216V217H248ZM151 217V218H150ZM207 219V221H208V223H206L207 221H205L204 219L205 218ZM250 217H251V220H250ZM154 218V219H153ZM162 219V220H161ZM237 219H236V221H237ZM256 219H258V220H256ZM193 220V224L197 221V219L195 218V220L194 219H188V220H186V221H184L185 223H184V225L182 226L184 229H188L189 230V223H191L190 221H192ZM143 221V222H142ZM204 221H205V223H204ZM235 221V223H237ZM249 223V224H250ZM256 223V224H255ZM259 223H261V224H259ZM148 224V225H147ZM203 224H205L206 226H209L210 228H206L205 227V225L203 226ZM208 224V225H207ZM249 224H247V226H249ZM239 225H242L241 223L240 224H236L235 226H239ZM258 225V226H257ZM260 225V226H259ZM264 225V224H263ZM185 226V227H184ZM243 226H245V225H243ZM247 226H245L246 227V230H248L247 229ZM198 227H196V229H199ZM204 228V229H203ZM260 228V229H259ZM142 229V230H141ZM195 229V228H194ZM235 229H237V227L235 228ZM205 230H206V232H205ZM214 230V231H213ZM253 230V231H252ZM196 231L199 233L198 235H200L199 237L198 236H196ZM209 231V232H208ZM229 231V230H228ZM259 231L261 232V233H259ZM257 232H258V234H257ZM188 234H191V235H187V236H191L193 239H195L194 238V232L192 233V231H191V233L190 232H187ZM202 233V234H201ZM217 233V234H216ZM231 233H232V235H231ZM186 234V233H185ZM210 234H212L211 236H209ZM214 234H215V236H214ZM241 234L243 235V236H241ZM245 234H246V236H245ZM207 235H208V238H207ZM217 236V237H216ZM228 236V235H227ZM249 238H248V237ZM182 237H184L185 238V240L187 239L185 236H183L182 235ZM189 238V240L190 239H192V238ZM229 237V236H228ZM180 238V237H179ZM231 238V239H232ZM182 239V238H181ZM211 239V240H210ZM226 239H227V237H226ZM230 239V238H229ZM251 239H253V240H250ZM189 240H187L188 242H189ZM204 240H201V241H203V242H205ZM214 240V241H213ZM259 240L260 242H261V245H258L259 247L258 248H254L255 247V244H256V246H257V241ZM184 241V240H183ZM191 241H194V240H191ZM195 241H196V239H195ZM194 241V242H195ZM229 241V240H228ZM234 240H233V242H235ZM241 241V240H240ZM242 242V243H239V245L237 244V246H239V247H242L243 248V245L245 246L246 244H245V242ZM252 241H254V243L253 244H251L252 243ZM256 241V242H255ZM178 245L182 242V240H180L179 241V239H178ZM180 242V243H179ZM187 242V243H188ZM194 242H193V244H194ZM198 242V241H197ZM197 242H195V244L197 243ZM212 242V243H211ZM216 242V243H215ZM199 243H201V244H199ZM211 243V244H210ZM215 243V244H214ZM228 242H226L225 244H227ZM182 244H184V243H182ZM182 244H180V245H182ZM189 244V243H188ZM190 244H192V242L190 243ZM198 245H203L204 246V244L202 243V242H200V240H199V242L197 243ZM248 244V245H249ZM241 245V246H240ZM210 246H207V247H210ZM218 246V247H219ZM247 246V245H246ZM205 247H206V245H205ZM213 247H210V248H213ZM250 247V246H249ZM241 248V249H242ZM243 250V249H242ZM244 251H245V248H244ZM243 251V252H244ZM260 250H259V253L261 252ZM258 253V254H259ZM262 253H260V255H262ZM259 255H257L256 257H258ZM262 256H264V255H262ZM261 256V257H262ZM260 257V259L259 258H257L258 260H260L261 262H264V261H262V258ZM257 259H254V260H256V261H258ZM264 259V258H263ZM253 261V260H252ZM250 262V261H249ZM254 262V261H253ZM253 264V263H252ZM254 264H257V263H254ZM258 264H260V263H258ZM264 264V263H263Z\"/></svg>",
  "mask_w": 264,
  "mask_h": 264
}]
</instances>
